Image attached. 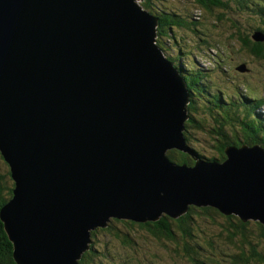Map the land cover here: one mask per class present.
<instances>
[{
  "label": "water",
  "instance_id": "1",
  "mask_svg": "<svg viewBox=\"0 0 264 264\" xmlns=\"http://www.w3.org/2000/svg\"><path fill=\"white\" fill-rule=\"evenodd\" d=\"M143 1L0 0V152L15 182L0 219L17 264H77L112 219L189 205L264 225V147L229 145L223 162L190 148L186 76Z\"/></svg>",
  "mask_w": 264,
  "mask_h": 264
},
{
  "label": "trees",
  "instance_id": "2",
  "mask_svg": "<svg viewBox=\"0 0 264 264\" xmlns=\"http://www.w3.org/2000/svg\"><path fill=\"white\" fill-rule=\"evenodd\" d=\"M194 1L198 4L205 16H211L213 20L215 18L214 22L216 28L223 29V25H227L233 29L228 40L226 39L229 44H233L232 40L235 39L237 43L241 45L242 50H245L256 60L264 62V0H254L253 2L260 1V3L255 4L254 8L253 6L249 7L247 2H245L246 0ZM232 3L239 5L237 10H239V8H241L242 11L251 10L255 14L254 16L261 20V24L253 28V33L249 34L240 23L226 18L225 10H231ZM141 4L145 9L150 10L159 17V36L167 37L168 34L173 32L172 29L175 26H181L178 22L180 15L175 13L173 9L166 10L162 7L165 6L164 4H162V6L154 4L153 0H144ZM184 22H187V20L183 21V27L190 28L191 30H193L196 25L195 22L190 21L186 24H184ZM255 35H263V40L255 39ZM205 43L208 44L209 41L206 40ZM208 46L216 50L218 60L223 61L222 56L224 52L222 51L221 45L217 43ZM167 57L170 58L175 65L179 64L182 71L187 75L186 80L191 100L188 110L191 113V118L185 124L186 130L184 134L187 144L196 154L199 152L196 148L192 147L195 139L193 134L195 130H202L203 124L200 121H195V115L198 114V112L205 111L209 114V117L214 120V127L211 128V133H213L212 138L216 140L214 146L218 151V155L203 156L199 153L198 156L200 155L210 161L223 162L227 159L225 149L229 145L241 146L243 143H248L259 144L264 147V118L259 120V124L256 125L255 120L252 118H248L245 122V118L248 117V115H242V110L245 112H253V110L263 107L264 97L242 95L239 91L238 94L243 99L242 104V102H237L236 95L229 96L228 93H224L223 90L211 92L213 81L211 78L209 79L210 75L206 74L203 68L198 67L195 62L192 61L178 62V60H175L171 56ZM242 65L245 64L242 63ZM245 68L246 70L243 72H248L246 65ZM221 69L220 67V70ZM239 72L241 73L242 71ZM246 91L251 92L247 88ZM243 105H245L244 107L246 109L243 108ZM229 111L232 112V115ZM242 130L248 131L244 132L245 135L249 133L248 136L239 137V133ZM256 130H259L258 132L261 133L263 132L262 137L257 135L259 133H256ZM168 157L175 163H187L189 165L194 163L189 155L177 151L176 149L169 151ZM14 187L15 182L12 178L10 165L0 152V210L1 207L14 196ZM199 214L219 215L221 217L219 218L220 221L218 217H212L209 221H197L196 224H191V222H193V217ZM114 221L117 220H111V222ZM209 222H211V226L209 227L210 230L207 228ZM194 225L196 229L192 232ZM128 226L135 231L137 230L134 227L138 226L146 232H140L138 237H136L135 234H131L129 231L125 235L121 234L123 243L127 245L125 251H121L120 247H118L117 252H113L107 247H104L105 253L101 254L94 247L95 239L97 242L98 230L102 229L110 232L109 230L113 228V225L109 224L108 227L95 229L91 231L93 244L90 246L89 250L82 254V258L77 260V264H97L98 258H101V255L109 260V262H111L110 264H138L132 259L133 256L131 255H133V253L127 250L133 249L134 246L136 247L134 242H139L143 245L151 241L154 243L152 244L154 248L158 247L159 244L171 248L168 254L172 258L173 264H264V256L256 251L255 243L253 242V237H255L256 234L259 240L264 241L263 223L251 219L250 221H244L236 214L227 215L214 207H200L198 209L195 206H190L189 212L177 218L164 214L159 220L154 222L147 221L145 223H137L129 220ZM253 226L254 228H258L255 230V234L251 233V230H249V228H253ZM108 232H106L105 235L112 238ZM119 234L118 232L116 233L118 238L120 237ZM179 238L183 242H181V244L174 243L172 247V242L170 243L169 241L176 240V242L179 243ZM166 239H169V241ZM13 247V243H11L4 229V224L0 219V264H17L13 256ZM156 254L158 259L162 258V254L158 252H156ZM100 264L104 263L101 261Z\"/></svg>",
  "mask_w": 264,
  "mask_h": 264
},
{
  "label": "rangeland",
  "instance_id": "3",
  "mask_svg": "<svg viewBox=\"0 0 264 264\" xmlns=\"http://www.w3.org/2000/svg\"><path fill=\"white\" fill-rule=\"evenodd\" d=\"M254 0H246L248 6H255L256 3H260V1L253 2ZM263 1V0H262ZM141 3V2H140ZM139 3V4H140ZM154 4H159L164 7L166 10L173 9L175 13L179 14L178 22L181 26H175L172 29V33L168 34V38L166 36H158V44L160 47L164 49V54L166 56H171L175 60L182 59V62H187L186 59H191L195 62L198 67L203 68L207 74H209V79H212V90L213 92H217L219 90H223L224 93H228L229 96L236 95V100L238 103L242 102V97L238 94L240 91L242 95H251V96H262L264 97V62L256 60L253 56L248 54L245 50L241 49V45L237 43L235 39L232 40L233 44H229L227 42L229 35L233 32V29L230 26H224L222 28H216L215 26V18L210 16H205L202 10L199 8L198 4L194 0H153ZM142 5V4H141ZM231 10H225V15L228 20H233L240 25H242L246 31L251 34L253 33V28L258 27L261 24V20L254 16L255 14L251 10L242 11L241 8L237 10L239 5L236 3H232ZM155 7V6H154ZM252 8V9H253ZM182 19V20H181ZM181 22H180V21ZM188 22H195L196 25L194 27V31L190 28L183 27V21ZM208 28V29H207ZM220 36V38H219ZM227 39V40H226ZM209 41L208 44L205 41ZM160 41V42H159ZM220 44L222 47V51L224 55L222 56L223 61L218 60V54L216 50L210 48V44ZM180 52L182 55H180ZM180 61V60H179ZM246 64L248 68V72H239L237 71V67L240 64ZM220 67L222 70H220ZM246 88L249 91H246ZM230 99V98H228ZM245 105H243V108ZM246 109V108H245ZM234 110V109H232ZM232 115V112L229 111ZM247 114L248 117L245 118V122L248 118L255 120V124L257 125L258 121L264 118V107L262 109L255 110V112H245L242 110V115ZM263 114V116L261 115ZM204 114L202 111L200 114H196V117H202ZM204 122L205 126L202 130H195L193 137L194 143L192 147L196 148V150L201 155H208L214 156L218 155V151L214 146V140L212 127H214V120L209 117V114L206 113L204 115ZM240 126V125H239ZM257 134L259 137H262L263 133L258 132ZM239 137H246L245 133H241ZM177 150V149H176ZM206 150V151H205ZM180 151V150H177ZM183 152V151H180ZM197 152V153H198ZM186 153V152H183ZM198 153V154H199ZM187 154V153H186ZM197 154V155H198ZM189 155V154H187ZM190 156V155H189ZM191 157V156H190ZM199 157L203 158L199 155ZM192 158V157H191ZM208 158V157H207ZM178 165H188L191 166L192 164H180ZM4 168V166H3ZM7 202L3 205L5 206ZM9 204V203H8ZM190 206L189 205L187 211L183 214L189 212ZM196 207V206H195ZM210 207V206H207ZM198 208V207H196ZM200 208V207H199ZM198 208V209H199ZM182 214V215H183ZM212 217H221L219 215H206V214H199L193 217V222L191 224H196L197 221H204V220H211ZM223 217V216H222ZM210 218V219H208ZM117 221L111 222L109 224L113 225V228L108 231H104L102 229L98 230V237L97 242L95 239L94 247L99 253H105L104 247H107L110 251L117 252V248L120 247L121 251H125V245L122 241V235L128 233L135 234L138 237L140 232H146L145 230L135 226L134 228L137 230L135 231L133 228L128 226V220H121L117 219ZM220 221V219H219ZM254 225V224H251ZM211 226V222L207 225V228ZM101 228V227H100ZM196 229V226H193L192 232ZM258 228H249L251 233L255 234V230ZM210 230V229H209ZM208 230V231H209ZM106 232L110 233V236L105 235ZM120 233V237L116 236V233ZM148 232V231H147ZM122 234V235H121ZM202 235V233H201ZM252 236V235H251ZM250 236V237H251ZM257 234L254 239V245L257 252L264 256V241L259 240ZM169 241V239H166ZM172 242V247L174 243L181 244L183 242L179 238V243L176 240L169 241ZM168 242V243H169ZM136 247L134 246L133 249H128L127 251L132 252L134 259L138 264H173L172 258L168 254L171 251V248H167L158 245V247L154 248L152 241L150 243H144L141 245L139 242H134ZM129 247V246H128ZM156 252L162 254V258L158 259ZM127 253V252H126ZM103 262L104 264H110L109 260L101 255V258H98V263ZM113 264V263H112Z\"/></svg>",
  "mask_w": 264,
  "mask_h": 264
},
{
  "label": "bare ground",
  "instance_id": "4",
  "mask_svg": "<svg viewBox=\"0 0 264 264\" xmlns=\"http://www.w3.org/2000/svg\"><path fill=\"white\" fill-rule=\"evenodd\" d=\"M262 116H263V114H261ZM259 130H256L255 132L257 133ZM237 215V214H236ZM252 220V219H251ZM248 221V220H247ZM249 221H250V219H249ZM254 221H258V222H260L259 220H254ZM261 223V222H260Z\"/></svg>",
  "mask_w": 264,
  "mask_h": 264
},
{
  "label": "clouds",
  "instance_id": "5",
  "mask_svg": "<svg viewBox=\"0 0 264 264\" xmlns=\"http://www.w3.org/2000/svg\"><path fill=\"white\" fill-rule=\"evenodd\" d=\"M142 3V2H141ZM144 8V7H143ZM158 27H159V24H158ZM113 220V219H112ZM93 244V243H92ZM92 244H90V246L92 245Z\"/></svg>",
  "mask_w": 264,
  "mask_h": 264
}]
</instances>
